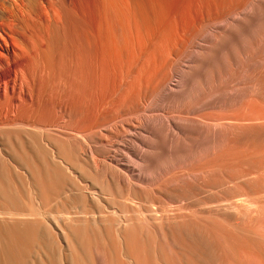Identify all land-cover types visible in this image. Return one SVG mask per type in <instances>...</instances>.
Here are the masks:
<instances>
[{
    "label": "rangeland",
    "instance_id": "rangeland-1",
    "mask_svg": "<svg viewBox=\"0 0 264 264\" xmlns=\"http://www.w3.org/2000/svg\"><path fill=\"white\" fill-rule=\"evenodd\" d=\"M222 25L148 86L110 78L87 117L46 90L33 120L64 164L0 133V264H264V0ZM20 140L50 168L14 173Z\"/></svg>",
    "mask_w": 264,
    "mask_h": 264
},
{
    "label": "bare ground",
    "instance_id": "bare-ground-1",
    "mask_svg": "<svg viewBox=\"0 0 264 264\" xmlns=\"http://www.w3.org/2000/svg\"><path fill=\"white\" fill-rule=\"evenodd\" d=\"M253 1L0 0V133L40 134L42 139L31 134L41 140L39 149L61 165L58 151L43 138L49 130L34 122L46 90H68L66 106L87 117L91 91L110 88V78L125 85L134 74L141 89L171 68L207 27L242 17ZM22 145L12 144L16 158L5 160L14 173L50 168L47 161L28 163ZM0 157H6L1 145Z\"/></svg>",
    "mask_w": 264,
    "mask_h": 264
}]
</instances>
